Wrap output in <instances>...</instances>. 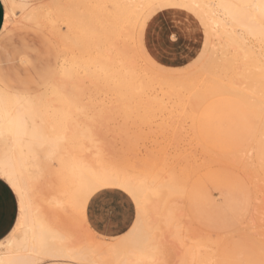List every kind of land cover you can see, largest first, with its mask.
I'll use <instances>...</instances> for the list:
<instances>
[{"label": "bare ground", "instance_id": "bare-ground-1", "mask_svg": "<svg viewBox=\"0 0 264 264\" xmlns=\"http://www.w3.org/2000/svg\"><path fill=\"white\" fill-rule=\"evenodd\" d=\"M7 3L27 7L7 8L2 29L5 25L9 27L18 14L22 15L21 21L40 19V22L43 18L50 34L57 38L62 56L57 75L39 93L15 89L0 76V129L6 130L16 118L23 123L11 137L0 135V167L7 165L14 169L19 186L26 192L25 211L19 215L15 235L10 239L9 235L0 244V264H24L34 259L33 254L41 251V242L53 261L72 257L84 264H227L230 248L225 236L213 239L197 228L187 229L194 224L191 219L185 227V218H190L185 196L195 175H186L187 166L175 164L174 159L172 163L165 153L164 158L160 154L161 159L151 151L148 158L141 147L145 143L137 141L139 137L134 132L137 129L133 126L138 130L152 126L168 110L172 113L174 109L175 113L178 110L175 107H181L177 113L183 116L182 110L187 105L196 116L195 108L207 97L234 94L249 104L256 123L249 145L242 154L238 152L241 159L231 160V156L227 159V155L225 160L232 167L239 164L236 169L254 170L264 178V0H51L44 10L32 8L29 0H7ZM170 4L184 7H165ZM168 13H174L176 20L181 16L192 20L189 17L192 15L202 26L200 36L194 34L191 24L184 32L185 38L194 36L202 41L184 64L168 62L157 47H152L150 36ZM146 17L147 25L140 27ZM86 98L88 102H84ZM36 100L39 102L34 103ZM190 108L183 119L193 116ZM88 111L94 114L89 115ZM171 113L167 118L164 116L166 119L161 118L164 127L170 124L168 120L173 121V116L178 117ZM119 117L124 122L111 128ZM143 139L140 136L139 140ZM200 141L197 147L202 146L206 154H211ZM37 145H41L38 153ZM169 147L164 144L161 152ZM212 155L211 159L208 156L210 162L218 157ZM222 156L215 157L220 166ZM171 164H178L183 173ZM114 165L139 182L136 187L146 202L147 214L139 222L135 214L125 233L108 239L104 228L101 231L96 228L89 215L84 220L78 218L73 202L78 190L92 182V172ZM194 165L188 171L196 172ZM256 180V184L264 182ZM105 191H117L128 198L118 188ZM263 194L260 202H264ZM129 201L135 212V204ZM260 202L255 208H262L263 212L258 210L262 215L259 213L260 219L259 215L250 217L253 218L250 222L253 224L248 223L250 227L264 223V204ZM132 224L137 225L134 231ZM254 232L247 233L253 236ZM245 235L242 248L248 251L256 246V264H264V242ZM262 238L264 241L263 234Z\"/></svg>", "mask_w": 264, "mask_h": 264}, {"label": "rangeland", "instance_id": "rangeland-1", "mask_svg": "<svg viewBox=\"0 0 264 264\" xmlns=\"http://www.w3.org/2000/svg\"><path fill=\"white\" fill-rule=\"evenodd\" d=\"M29 1L31 2L32 8L42 7L44 10L47 8L51 0H29ZM108 7L112 8L111 4H108ZM17 16L18 17H15L13 19L15 22L17 18L16 22L15 23L12 22L6 31L5 29H2L0 33V76L7 84H9L15 89L26 90L32 93H39L45 89L44 88L45 84L48 83L49 81H52L54 77L57 75L61 63L60 57L62 56V48H60V44L57 38L55 39L54 38L55 36L53 37V34L52 33H51L52 35L50 34V29H48L49 27L47 26L46 23H44L45 20L43 18H41L40 22H39L40 19H38L39 22L38 24L36 20L35 22L33 20L21 21L20 20V16H22L21 14H18ZM189 17H191L192 20H189L190 18L188 19L185 16H181L180 20H176V15L174 13H168L166 16L162 17L160 25L156 29L157 32L159 30H163L169 27L170 31H174L178 33V35H180L178 43L180 45V50H181L180 54L182 56L181 58L178 57L173 59L171 58L166 59L164 57L166 56V54L163 53V49L158 47L159 44L158 45L156 44V47L159 49V52L162 55V57L174 65L186 63L188 61V56L193 53L192 51L198 50V48H200L202 45V41L200 39L196 40L194 36L188 38H185L184 36L185 35L184 32L186 31V28L189 26V24H191L192 31L196 36H200L202 34L201 24L192 15H189ZM21 19L23 20L22 17ZM21 56H24L26 58L27 62L25 64L20 63ZM87 100L89 101V99L86 98L84 102H88ZM201 104L202 105L200 106L198 104L197 108H195L196 111L194 113H196V116L195 114L192 113L193 112L191 109L192 107L191 108L188 107L190 105H187L182 110L184 116L186 113L185 112L186 109L187 110L189 108L191 109L189 110V112H191L193 116L190 114L188 115L192 116V120L194 119L193 121H195L196 126L194 124L193 127L191 125L192 121L190 116L189 118L187 117V119L190 120L186 121L187 119H183L184 117L182 116V114L179 113L180 116L178 115L177 112L180 111L181 107L180 108L175 107L178 108V110L175 109V113H174V109H172V113H174L173 115L177 114L178 117L176 115L175 116L172 115L174 119L173 121L168 120L170 124L167 127L163 126L164 123L163 120H161V118H163L165 115L166 118L171 116L170 115L171 109L168 110L163 117L157 116L158 118H156V122L152 126H144L143 128H139V130L138 128L133 126V129H137L134 130V132H136V137L138 136L140 138L141 136V139L142 137H144L143 141L139 140V138L137 139V141L138 142L140 141V143H145V144L143 145L138 144V145L139 146L142 145L141 147L144 151V154L146 153L145 155L148 158L150 155L147 154L148 153L150 154L151 151L155 154V157L157 153V156L161 154L163 155L164 158V153H165V156L168 155L166 156V158L170 157V161L171 159L172 160L174 159L175 164L177 162H180L178 163V164H182L180 166L182 167H184V165L187 166V169L185 168L184 170V173L186 175L187 174L195 175L193 178H191V181H189V192L186 196V210L190 218L188 217L185 218L184 221L185 227L186 225L189 224L188 222L192 220V223H194L195 225L192 224V226L190 227L191 225L190 224L188 225L189 227H186L187 229L197 228L198 231H203L201 232L203 235H206V233L208 235L209 233V235L212 236L211 238L213 239L214 238L218 239L219 236L220 239H222V237L225 236L224 238L225 239L227 238V241L228 240L231 241V242L229 241L226 242V246L228 250L230 248L228 253V258L226 260L227 264H243L245 261L246 262L244 264H250V263L256 264L257 247L254 246L252 247L254 250L250 249L246 251L244 247L242 248V245L243 243L244 244L246 243L245 240L247 235L245 234H249V235L252 234V233L251 234L247 233L249 231L251 232L255 231L253 236L251 235L253 237V240L258 239L259 243L264 242L263 240H261L263 239L262 234L264 237V232H263L264 223H262V225L259 226L257 225V228L256 226L250 227V225L253 224L250 223L252 219L258 215L260 219L261 217L260 214L263 212L262 208H259V206H258L259 209L256 206L257 208L256 210L255 205H258V203L260 202L259 201L260 196L261 194H263L262 192L263 189L261 190V187L264 182L260 184H256L255 180L259 178L258 181L256 180L259 183L262 181V179L264 180V178L262 175H259L254 170L251 171L240 167H238L239 169L238 170L235 168V166L237 167L239 166V164L237 165L234 164L233 165L234 167H232V163H230L231 165L230 166L227 164L228 160H225V156L227 155H228L226 157L227 159L228 157L230 158V156L232 157L231 160L233 159L239 161V158L241 159V154L243 149L244 150L246 149L253 136L256 118L249 104L243 101L240 97L231 93H219L214 96H211L210 98L207 97V99H204L203 103ZM92 110L94 109H91V112ZM91 112H89L88 114L93 115L94 113L92 114ZM154 113L156 114V112ZM157 114L159 115L160 112L159 113L157 112ZM133 117L134 116H132V119ZM135 118L133 120H135ZM122 121L124 122L123 117L122 118L119 117V119L117 118V120L115 121V124L112 123L110 127L113 128L114 127L113 125L121 124ZM170 121L174 123L172 124ZM190 126L192 129H190ZM133 129L131 128L130 133L133 131ZM147 129H149L150 131ZM141 130H143L145 133ZM195 130L197 131V133L194 132ZM134 132H132L131 134L134 135L135 134ZM176 132L178 136H176L175 134ZM140 133H142V135H140ZM109 134H110L109 137L112 140L111 133L109 132ZM196 135L198 138L195 137ZM181 136L183 138L182 141H180L182 139ZM148 139L150 140L147 142ZM165 139L167 140V142ZM178 139L179 141H177ZM198 139L202 141V142L200 141L202 145L204 144V150L206 148L205 151H207V149L209 148L210 150L208 149L209 151L207 152L211 154L209 155L206 154V152L203 151V148H201L202 146L197 147L198 144L200 146V143H198ZM164 144L165 147H167L168 145H170L171 147H169L168 149L165 148L164 152H161V148L163 150ZM120 145L122 144L118 145L119 148L122 147ZM145 145L146 147L148 146V148L144 147ZM143 151L141 153L143 155L142 158H145L146 156L143 154ZM157 151L158 152L160 151V153H158ZM167 151L168 154H166ZM181 151L183 154L181 153ZM238 152H240L241 154ZM212 154H214V156L218 155V157L215 156L217 159L220 158L219 156L221 155L224 156V157L222 156V158L224 159L223 163L221 161L222 158L220 159L221 166L219 162L217 164L216 161L219 160H217L215 157L213 158L215 161L214 160L213 161L216 162V164L213 161L211 162L208 161V156L209 159H211L210 156ZM161 155L160 158L162 157ZM188 156H189V160H187ZM204 156L207 157L206 161L208 162L205 161L204 163H202V161L205 160ZM235 156L237 157L239 156L238 159L236 158L234 159L233 157ZM211 157H213V155ZM177 158L181 160L177 161ZM194 158L196 159L198 158V159L196 160ZM225 161L227 162L224 163ZM171 162L174 163L173 161ZM197 163H199V165ZM175 164L174 165L171 164V165H173L174 167H176V169H178L177 166L178 164L177 165ZM193 165L194 168L197 167L196 169L198 170L196 172L192 170H191L192 172L190 170L188 171V169H190L189 166H193ZM198 166L200 167L198 168ZM240 169L242 171H240ZM243 169L245 170L243 171ZM177 171L181 173L182 168L180 170L178 169ZM247 171L250 172L248 173ZM250 173L258 174L256 175L257 178L255 174L253 175L255 176L256 179L253 178V176H251L255 184L252 182L250 176L248 177ZM188 176L190 177V175ZM260 176H262L261 177L262 179L260 178ZM107 193H109V195L101 197L98 201H96L93 204L94 206H96L97 210H99V212L101 213L102 216L101 225L104 228L105 233L108 234L107 238L111 239L125 233L128 230L130 223H132L135 219V212H134V218L131 222L130 219L133 216L131 210H133V206L132 203L129 201V199L126 198L125 195H122L117 191H109ZM255 194H257L259 197L256 196ZM256 197L258 198L255 201ZM262 198H264V196ZM15 202H16V197L12 192V190L6 184L0 183V239L1 240L5 239L9 235L17 218L18 211L15 208ZM262 204H264V202H262ZM113 206H118L120 210L114 212ZM258 210H261L262 212H259ZM256 212H258V214H256ZM259 219H257V221H260ZM186 221L188 224L186 223ZM248 223H250L249 226ZM194 226L196 227L194 228ZM256 230H258L257 231L258 233L259 231H262L260 232V236L256 232ZM254 237H256V239ZM233 241L235 245L233 244ZM236 243L238 245H236ZM251 258L253 261L251 260Z\"/></svg>", "mask_w": 264, "mask_h": 264}, {"label": "snow or ice", "instance_id": "snow-or-ice-1", "mask_svg": "<svg viewBox=\"0 0 264 264\" xmlns=\"http://www.w3.org/2000/svg\"><path fill=\"white\" fill-rule=\"evenodd\" d=\"M11 7L15 10L17 7H27L26 5H17L15 3L9 5L7 0H0V19H2L3 12ZM165 7H184V5L179 4H170L165 5ZM14 12L9 13V15H13ZM148 23V18H145L144 24L140 25V27L146 26ZM7 25H5V31L7 30ZM167 41H171L173 43L177 42L178 36L174 33H169L166 36ZM26 58L24 56L20 57V63L25 64ZM6 92V90H5ZM7 94V92H6ZM33 98L29 97V100ZM34 103L39 102L38 100L33 101ZM11 119V118H10ZM23 127V123L19 118L13 123H10L7 129H0V135H7L11 137L14 135L15 131ZM41 145H37L36 151L39 152ZM93 180L87 186H84L78 190L76 193V199L73 202V210L77 214L78 218L84 220L87 218L88 213L91 211V206L93 203L98 201L101 197L109 195L105 190L109 188H118L121 189L124 194L135 204V214L137 222L140 221L142 215L147 214V205L146 202L143 201L137 191L136 184L138 181H134V179L129 175V173L122 169L119 166H112L109 168H105L100 171L92 172ZM0 183L6 184L12 192L15 194L16 202L15 208L18 213L23 214L25 211V203H26V192L25 190L19 186L18 184V174L15 173L14 169L11 167L4 165L0 167ZM107 207V206H105ZM118 206H113V211H119ZM17 224L19 225V217L17 219ZM137 225L132 224V231L136 229ZM15 235V229H13L12 233L9 236ZM41 251L34 253V259L24 262V264H84L83 261H77L72 257L53 261L49 258V253L47 251V246L44 242H41L40 245ZM163 264V262H162Z\"/></svg>", "mask_w": 264, "mask_h": 264}, {"label": "crops", "instance_id": "crops-1", "mask_svg": "<svg viewBox=\"0 0 264 264\" xmlns=\"http://www.w3.org/2000/svg\"><path fill=\"white\" fill-rule=\"evenodd\" d=\"M5 12H6V10L3 12L2 19H0V33L2 31L3 24H4V20H5ZM167 28H165L163 30H159L157 32L155 31V32H153L151 34L150 37L152 39V47H153V49H156V44L157 45L159 44L158 47L161 48V49H163V53L166 54V56H164L166 59H170V58L173 59V58H178V57L181 58L182 57L181 54H180L181 53V50H180V45L178 43L179 36L180 35H178V33L174 32V31H170L169 27H167ZM169 33H174V34H176L178 36L177 42L173 43L171 41H167L166 40V36ZM181 46H182V44H181ZM188 192H189V186H188V189H187V192H186V196H187ZM186 196H185V203H186ZM131 211L133 213V216L131 217L130 221L132 222V220L134 218V209L131 210ZM19 215H20V213L17 214V218L15 220L14 226H13L12 230L10 231L9 235L12 233L13 229L16 227V225H17V219H18ZM88 215H89L90 222L96 228H98L101 231L102 228H103L102 225H101L102 216H101V213L99 212V210H97L96 206H94V204H92L91 211L88 213ZM6 238L3 239V240L0 239L1 240L0 241V244L2 242H4L6 240Z\"/></svg>", "mask_w": 264, "mask_h": 264}]
</instances>
